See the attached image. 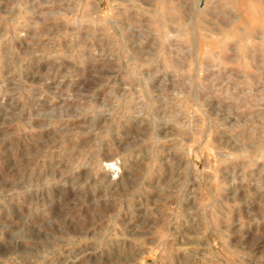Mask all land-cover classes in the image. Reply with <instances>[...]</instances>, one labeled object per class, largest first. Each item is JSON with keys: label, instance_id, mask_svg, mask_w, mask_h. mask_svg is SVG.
Wrapping results in <instances>:
<instances>
[{"label": "rangeland", "instance_id": "obj_1", "mask_svg": "<svg viewBox=\"0 0 264 264\" xmlns=\"http://www.w3.org/2000/svg\"><path fill=\"white\" fill-rule=\"evenodd\" d=\"M0 264H264V0H0Z\"/></svg>", "mask_w": 264, "mask_h": 264}]
</instances>
